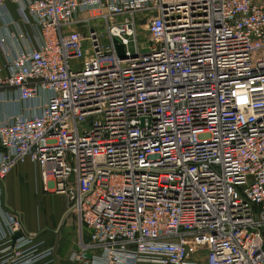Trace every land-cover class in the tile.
<instances>
[{"label": "built area", "instance_id": "2783aa9c", "mask_svg": "<svg viewBox=\"0 0 264 264\" xmlns=\"http://www.w3.org/2000/svg\"><path fill=\"white\" fill-rule=\"evenodd\" d=\"M5 2L29 32L0 38L23 105L0 122V189L28 161L64 196L87 231L68 260L264 264V0ZM92 10L104 39L77 30ZM53 262L0 209V264Z\"/></svg>", "mask_w": 264, "mask_h": 264}, {"label": "crops", "instance_id": "0c3cea01", "mask_svg": "<svg viewBox=\"0 0 264 264\" xmlns=\"http://www.w3.org/2000/svg\"><path fill=\"white\" fill-rule=\"evenodd\" d=\"M17 5L5 2L2 7L3 18H0V38L5 39L11 44L9 35H14L18 32H29L26 25L20 22L16 12ZM5 20L3 22L2 20ZM2 21V22H1ZM9 23L6 27L2 23ZM2 63V54L0 50V64ZM0 90V122L13 115L22 113V104L16 99L9 100ZM34 106V103H29V106ZM15 195L19 200V205L11 196ZM58 195L62 206H64L65 198L61 194L45 192L42 190L41 184L37 176L36 168L28 161L17 164L13 167L2 181L0 189V209L15 213H22L25 204H29V214L33 221L24 224L21 220L24 230L29 234H36L37 237L44 241L46 246L54 247V262L52 264H74L68 260L70 252L77 249L78 241L86 242L87 231L85 228L78 225L75 215L64 211H57L58 218L54 224L50 216L46 217L43 213L45 198ZM66 203V202H65ZM19 214V215H20ZM67 215L72 217V227L68 232H62L61 219H65Z\"/></svg>", "mask_w": 264, "mask_h": 264}, {"label": "rangeland", "instance_id": "374dc122", "mask_svg": "<svg viewBox=\"0 0 264 264\" xmlns=\"http://www.w3.org/2000/svg\"><path fill=\"white\" fill-rule=\"evenodd\" d=\"M103 13V12H101ZM100 11L98 10H92V11H87V12H83L81 14L78 15V20H82L85 19V23H80L77 26V30L83 34H87L86 32L92 31L94 30L99 36H101V39H104L105 36V30H104V26L102 24V21L99 17ZM136 34H137V38H138V42H142L143 38L145 37L146 34V22L145 20H143L140 17L139 20V25L137 26V30H136ZM12 199L14 198L15 202L17 203V205H19V200L16 199L15 195L11 196ZM62 202L60 201V198L58 195H53L50 196L48 199L45 198V204L47 205L46 207H44V211L43 213L46 214V217L50 216V219L52 217L53 219V223L55 224L57 222V218H58V213L57 211H65L67 212V207H66V203L64 201V206H62L61 204ZM29 204L27 205V203L25 204L24 210L21 213L22 214V220L24 222V224H27V222H31V220L33 221L32 217L30 216L29 212ZM20 214V213H19ZM20 214V216H21ZM71 214V213H70ZM64 217V216H63ZM61 219V224H63L62 226V232H68L71 227H72V217L70 215H67V217L65 219ZM51 219V220H52Z\"/></svg>", "mask_w": 264, "mask_h": 264}, {"label": "water", "instance_id": "95a60500", "mask_svg": "<svg viewBox=\"0 0 264 264\" xmlns=\"http://www.w3.org/2000/svg\"><path fill=\"white\" fill-rule=\"evenodd\" d=\"M116 49H117L118 56L122 57L121 48L120 47H116Z\"/></svg>", "mask_w": 264, "mask_h": 264}]
</instances>
